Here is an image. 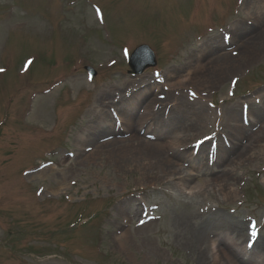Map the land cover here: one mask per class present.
Instances as JSON below:
<instances>
[{
    "label": "rangeland",
    "instance_id": "374dc122",
    "mask_svg": "<svg viewBox=\"0 0 264 264\" xmlns=\"http://www.w3.org/2000/svg\"><path fill=\"white\" fill-rule=\"evenodd\" d=\"M257 33L264 38V0H0V264H212L215 240L237 254L219 264H264ZM144 44L157 65L130 74L128 58ZM242 48L239 71L209 75L214 57L230 62ZM187 75L183 88L167 85ZM131 136L178 143L168 156L189 183L175 185L169 163L148 176L142 160L120 165L105 149L90 158ZM209 211L228 222L210 228L200 257L185 239Z\"/></svg>",
    "mask_w": 264,
    "mask_h": 264
},
{
    "label": "bare ground",
    "instance_id": "6f19581e",
    "mask_svg": "<svg viewBox=\"0 0 264 264\" xmlns=\"http://www.w3.org/2000/svg\"><path fill=\"white\" fill-rule=\"evenodd\" d=\"M253 42L254 43L258 42L257 43V46H258V45L264 43V38L258 37V33H257L254 36V38H252V43ZM240 51H241V54L239 53V51H237L236 54L233 56L234 58L230 59L231 60L230 62H228L227 60L224 61L223 59L218 61L217 57H214L213 58L214 61L212 63H210V65H212V68L208 70L209 75L211 76L213 74L216 78L221 77V79H223V77L226 76L227 73L239 71V69H241V64L243 63L239 57L241 55H244V54H247V55L249 54V53H246L243 48L240 49ZM215 69H217V70H215ZM187 78H188V75L184 76V78H182L180 80V82H176L174 84H167V85L169 86V88L176 89V90L183 88L184 87L183 84L186 83L188 80ZM144 102L145 103L147 102V98L144 99ZM140 105H142V101H141ZM148 105L146 106V108L147 107L148 108L147 109L145 108L147 111H149L152 108V107L150 108V106H148ZM155 105L156 104L153 103V106H155ZM126 109L129 110L130 114H128V115L130 117H128V116H125V117L128 118L129 120H135V118H137L139 116L136 113V112H138L137 108L135 109V107L129 106ZM145 122H147V119L145 120ZM145 122H141V124H139V125L141 126ZM163 128L165 129V131L163 132L165 134V136L169 135L172 132V130L165 124H163ZM234 137L236 138V141H235L236 145L238 144V146H239V144L241 142L240 139L241 138L244 139L243 135L239 134L237 136L238 138L236 136H234ZM234 137H233V140H235ZM171 144H172V141H171ZM171 144L167 139H165L163 142L159 141L157 143L150 142V141L149 142H140L139 139L134 137V136H131L130 139H127V140L112 139L108 142H105L103 144V146H101L95 154L91 155L90 158L95 159V157L100 155L101 151L103 149H105L103 152H107L108 158H110L111 160H113L115 162L120 163V165L127 164L130 162L136 163V161L142 160L143 163H139L138 166L145 169L148 176H150L151 174L153 175V173L148 171L150 169H154L155 170L154 175L158 176V173L156 172L157 166L162 167V163H165V164L169 163L168 167H166V169H163V170L166 171V173L167 172L170 173V177L173 174L175 176H177V175L179 176V181L174 182V184L177 185L181 189L184 186H186V184L189 183V180L191 179L192 174L187 173V170L186 171L183 170L182 165L178 164L179 161L172 160L168 156V155H170V153L172 154V152L180 150L179 147H175L176 144H178V143H174L175 145L174 144L171 145ZM184 145H186V143L181 144V149L186 147ZM244 146L245 145L240 146V148H239L240 150L238 151L236 156L242 158V157H245L248 154V152H250V148H248V147L245 148ZM190 154H191V152L188 153L189 156H190ZM197 157H198V161H199V163H201V165H203L205 161L208 162V152L207 151H205V152L203 151L202 154L200 153V155H198ZM176 158H178V155L176 156ZM227 166H229V165L226 163V165L224 167L227 168ZM224 173L229 175V171L225 170ZM224 173H223V175H224ZM214 180L216 181V184H220L223 181V177L222 178L216 177ZM219 187H220V185H219ZM204 188H205V182H200L199 185H197V187L195 189H199V191H201ZM222 195L225 198H229L230 196H237V192L235 190L230 191L228 189V191L223 190ZM216 216L217 215H214V212L212 213V215H211V211L207 212L208 218L204 219L202 221V223L199 225V227L197 229H195L194 234L191 237H189V239H185L186 240L185 244L187 245L190 252H192L195 255L200 256V257L206 255V252L203 249V246L205 245V243L207 241L205 236L208 235L210 228L211 227L216 228L218 225H219V227H223V225H226L228 222V221H225L224 214L219 213L217 216V221H215ZM240 229H241L240 224H237L234 230L236 232H238V231H240ZM122 240L124 242H128V238H122ZM216 242H217L216 240L210 241L209 246L207 248L208 253L210 252L211 256L213 258L212 264H219L218 260L221 259V256L224 257V259H226V260L227 259L228 260H230V259L235 260V257H237V254L234 253V251H229V253L231 255V256H229L228 255L229 253L227 251L225 253V248L221 247V245H218ZM261 246L264 248V242L262 244L260 243L258 247L260 248ZM240 253L242 255L246 254L244 249H242V251ZM202 258H199V260H200L199 263L205 264V261H203ZM231 262L233 264H235L234 261H231Z\"/></svg>",
    "mask_w": 264,
    "mask_h": 264
},
{
    "label": "water",
    "instance_id": "95a60500",
    "mask_svg": "<svg viewBox=\"0 0 264 264\" xmlns=\"http://www.w3.org/2000/svg\"><path fill=\"white\" fill-rule=\"evenodd\" d=\"M156 65V58L152 50L148 46H140L137 48L130 57L129 66L132 73L139 74L143 72L146 68ZM92 75H96L92 68L87 67Z\"/></svg>",
    "mask_w": 264,
    "mask_h": 264
},
{
    "label": "snow or ice",
    "instance_id": "6c2138e0",
    "mask_svg": "<svg viewBox=\"0 0 264 264\" xmlns=\"http://www.w3.org/2000/svg\"><path fill=\"white\" fill-rule=\"evenodd\" d=\"M97 14L99 15V9H97ZM126 55H127V52H126ZM251 227L255 228L256 226L253 224ZM251 235L255 236V235H257V233L256 232H252ZM250 246H251V244H250Z\"/></svg>",
    "mask_w": 264,
    "mask_h": 264
}]
</instances>
